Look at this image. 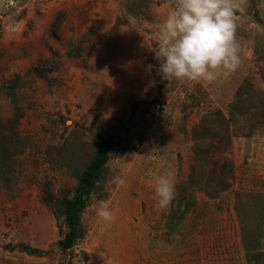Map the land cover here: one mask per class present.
<instances>
[{"label":"rangeland","instance_id":"1","mask_svg":"<svg viewBox=\"0 0 264 264\" xmlns=\"http://www.w3.org/2000/svg\"><path fill=\"white\" fill-rule=\"evenodd\" d=\"M234 2L241 63L209 83L159 74L151 49L176 0H0V264H264V0ZM216 110L197 164L192 130ZM100 137L103 177L64 250L62 201ZM225 159L215 197L191 183ZM166 169L177 194L159 209ZM100 201L116 223L99 220Z\"/></svg>","mask_w":264,"mask_h":264},{"label":"clouds","instance_id":"2","mask_svg":"<svg viewBox=\"0 0 264 264\" xmlns=\"http://www.w3.org/2000/svg\"><path fill=\"white\" fill-rule=\"evenodd\" d=\"M237 7L234 0H176L158 24L156 44L151 49L162 79L211 83L234 73L241 63ZM176 194L171 169L154 177L153 197L159 209L168 208ZM96 215L105 226L117 222L113 209L104 201L98 203Z\"/></svg>","mask_w":264,"mask_h":264},{"label":"trees","instance_id":"3","mask_svg":"<svg viewBox=\"0 0 264 264\" xmlns=\"http://www.w3.org/2000/svg\"><path fill=\"white\" fill-rule=\"evenodd\" d=\"M220 112V110H216L208 114H204L200 123L195 125L192 130V138L196 142L194 145V159L198 161L197 164L203 160L204 156H206V151H203L201 148H199V143H201L208 136V130L213 126V122L210 120V117L214 115L222 116ZM227 127L228 122L224 120V123L220 126L219 130H222V128L227 129ZM100 138L101 139L96 146L93 157L76 176L77 184L75 186L73 195L69 198L63 199L62 201V210L70 228L69 233L65 234L64 238L60 241V246L64 250L72 246V242L75 239V234L80 227V214L85 197H87L90 192L95 190L97 183L103 177L104 166L108 160V152L111 146V141L110 138ZM225 138L226 142H229L231 136L227 134ZM2 161L6 163L4 152L0 153V162ZM232 172L233 162L229 159H225V161H223L221 164H218L217 162L212 164V167L205 174L206 177H203L202 175L197 176L196 178L194 177L192 178L193 180L191 183L194 185L195 181L198 182L204 178V194L209 197H215L221 189L227 186V180L224 177L230 176ZM213 175L216 176L217 180L216 182L211 183L210 179ZM178 198L181 197L179 196ZM189 205L190 203L188 202L187 206ZM177 215H179L177 210H171L170 213L166 215L167 226L169 228L173 226L174 219H179ZM255 249L256 245H253L252 248L247 249V255L249 259L253 261H257L261 256L260 252L254 251ZM249 251H252V253H249Z\"/></svg>","mask_w":264,"mask_h":264}]
</instances>
